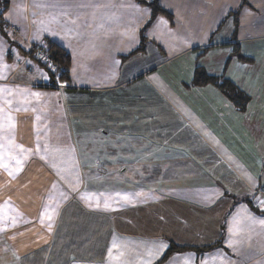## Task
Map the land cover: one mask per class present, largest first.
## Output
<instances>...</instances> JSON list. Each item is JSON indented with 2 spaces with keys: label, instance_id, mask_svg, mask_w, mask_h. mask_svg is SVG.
Wrapping results in <instances>:
<instances>
[{
  "label": "crops",
  "instance_id": "0c3cea01",
  "mask_svg": "<svg viewBox=\"0 0 264 264\" xmlns=\"http://www.w3.org/2000/svg\"><path fill=\"white\" fill-rule=\"evenodd\" d=\"M0 1L8 3L0 12V72L10 68L7 79L23 89L37 80L25 68L33 48L52 40L69 53L70 80L55 92L100 128L82 143H109L115 165L126 160L133 194L126 210L112 205L121 200L90 204L70 193L34 203L19 195L24 205L15 213L10 192L22 194L36 178L22 163L9 179L2 155L0 264H264V208L247 200L264 186L258 154L247 162L250 120L264 116L239 111L213 85L193 86L203 68L254 98L243 84L248 66L236 59L226 72L224 65L234 46L247 55L264 42V0H160L173 20L160 15L140 51L153 0ZM97 164L106 175L103 160ZM161 242L168 247L157 254Z\"/></svg>",
  "mask_w": 264,
  "mask_h": 264
},
{
  "label": "rangeland",
  "instance_id": "374dc122",
  "mask_svg": "<svg viewBox=\"0 0 264 264\" xmlns=\"http://www.w3.org/2000/svg\"><path fill=\"white\" fill-rule=\"evenodd\" d=\"M23 50L29 52L26 41L23 42ZM14 51L20 52L18 49ZM255 51H258V54H255ZM246 53L248 54L244 55L242 52L241 59H239L238 56H234L233 49L230 58L225 62L224 70L227 72L231 63L236 59L248 66L243 84L250 89L251 93H254V98L247 95L249 102L245 110H250L252 107L251 115H254V111L257 110L258 115L262 113L264 116V42L253 43ZM28 67L33 70L37 80L32 85H25L23 89H19L20 85H12L7 79L10 68L5 74L0 72V137L2 136L3 140L0 142V150L3 152L2 155L7 165L6 176L9 179L12 178L9 176V169L12 167L10 160L18 158L23 163L25 176L29 173L34 174L31 176L36 178L33 184L24 188L22 194L17 188L12 189L9 194V197L14 200L13 206L10 205L11 209L17 213L23 208L24 204L16 200L19 195L23 202L29 200L37 203L38 199H51L52 197L60 199L63 195L66 197L71 193L77 198L87 200L90 204L98 202L102 204L106 201H108L106 204L109 202L111 204V201L121 200V204L112 205H119L120 209L126 210L129 195H133L127 186L132 171L126 167V160L123 161L125 168L116 166L118 160L113 159L111 153L113 147L109 143H101L100 148H97L99 146L97 140L90 144L82 143L83 137L96 138L101 133L100 128L96 127L94 121H89L86 125L85 121L80 118L81 113L78 110H67L61 104L62 94L56 93L55 89L63 82L55 86L53 83L47 84L50 82L49 76L36 60L31 59L25 65V68ZM235 72L238 73L239 69L237 68ZM4 78L7 81H2ZM38 82L46 83L39 88L35 85ZM16 83L19 81L14 79V84ZM37 91L49 92L46 95L36 96L34 93ZM77 99H73V102ZM249 125L247 152L250 155L247 162L252 165V154L257 153L256 162L263 163L261 169H264V119L262 123L259 119L256 122L250 120ZM17 146L29 151L27 154H21ZM98 160L100 162L103 160L106 175L98 171L101 166L97 164ZM57 169H60L59 173ZM48 173L55 175L48 177ZM136 178L142 186L144 178ZM139 185H137V190H139ZM136 196L139 197L137 199H143L144 194L142 191H137ZM252 197L255 201L264 200V186L258 187V192Z\"/></svg>",
  "mask_w": 264,
  "mask_h": 264
},
{
  "label": "trees",
  "instance_id": "16d2710c",
  "mask_svg": "<svg viewBox=\"0 0 264 264\" xmlns=\"http://www.w3.org/2000/svg\"><path fill=\"white\" fill-rule=\"evenodd\" d=\"M148 5L151 9V19L150 22L142 30L141 47L138 51L142 50L146 43L144 31L148 30L149 26L153 24L160 15H166L173 20V15L161 6L160 0H153ZM7 7V2L0 1V12ZM33 49L31 50L29 56H37L35 57V60L37 61V63H39L40 67H43L46 70L50 79L49 83H53L55 86L57 85V83H64L70 80L69 69L71 67V56L61 46H59L52 40H46L45 43L41 45V47L35 48L34 50ZM234 56H238V58L241 59L242 54L240 52L239 45L234 46ZM41 57H43V59H41ZM45 61H47V63ZM207 85H213L214 87L218 88L239 111H245L246 106L249 102V97L246 93L241 91L225 76H210L202 68H197L193 80V86ZM247 200L249 204L254 207V209H256L258 212H263L260 206L256 207L254 197H248ZM252 201H254V204L252 203Z\"/></svg>",
  "mask_w": 264,
  "mask_h": 264
},
{
  "label": "snow or ice",
  "instance_id": "6c2138e0",
  "mask_svg": "<svg viewBox=\"0 0 264 264\" xmlns=\"http://www.w3.org/2000/svg\"><path fill=\"white\" fill-rule=\"evenodd\" d=\"M41 59H43V57H41ZM46 63H47V61H45ZM34 95H36V96H39L40 94L39 93H34ZM19 149H20V152H21V154H27V152L29 151V150H27V149H24V148H22V147H20V146H17ZM2 159H3V157H2V154H0V161H2ZM15 163H16V165L18 166L17 168H16V170L15 171H13V170H9V175H12V176H14L15 174H16V172H18L19 170H20V167H22V161H21V159H16L15 160ZM5 168H7V165L6 164H4L3 165ZM57 171H58V173L60 172V169H57ZM125 199H127V197H125ZM257 205L258 206H260V207H262V208H264V200H258L257 201ZM5 207H7V205L5 206ZM45 214H47V213H45ZM15 221H13V223H14ZM168 247V245L166 244V243H164V242H161L160 244H159V246H158V252H157V254H159V252H161V251H163L165 248H167ZM222 255V254H221ZM177 259H179V257H177ZM186 259L187 260H190L191 259V256H188V257H186ZM203 259V258H202ZM225 259H226V257H225ZM149 264H150V262H149Z\"/></svg>",
  "mask_w": 264,
  "mask_h": 264
}]
</instances>
